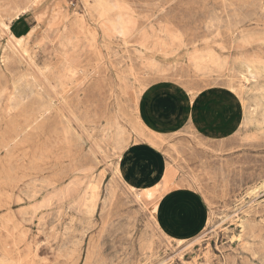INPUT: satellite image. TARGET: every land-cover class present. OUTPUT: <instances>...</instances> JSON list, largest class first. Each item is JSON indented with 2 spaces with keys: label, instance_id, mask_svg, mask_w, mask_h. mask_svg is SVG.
<instances>
[{
  "label": "rangeland",
  "instance_id": "1",
  "mask_svg": "<svg viewBox=\"0 0 264 264\" xmlns=\"http://www.w3.org/2000/svg\"><path fill=\"white\" fill-rule=\"evenodd\" d=\"M259 63L264 0H0V264L264 256ZM151 87L220 90L232 124L158 132L141 114ZM176 190L204 207L191 235L157 223Z\"/></svg>",
  "mask_w": 264,
  "mask_h": 264
},
{
  "label": "crops",
  "instance_id": "2",
  "mask_svg": "<svg viewBox=\"0 0 264 264\" xmlns=\"http://www.w3.org/2000/svg\"><path fill=\"white\" fill-rule=\"evenodd\" d=\"M151 98L154 107L147 103ZM229 98L220 90L202 91L190 98L176 90L151 87L145 91L141 99V114L144 123L159 127L158 132H170L189 120L196 128L209 127L214 133L225 131L231 126L233 106ZM151 121V122H150ZM150 127V126H149ZM164 202L167 204L164 211ZM196 195L188 191H172L163 194L155 211L159 226L176 236L191 235L198 231L204 220V209ZM164 216H167L165 220Z\"/></svg>",
  "mask_w": 264,
  "mask_h": 264
},
{
  "label": "bare ground",
  "instance_id": "3",
  "mask_svg": "<svg viewBox=\"0 0 264 264\" xmlns=\"http://www.w3.org/2000/svg\"><path fill=\"white\" fill-rule=\"evenodd\" d=\"M117 3V2H116ZM105 7V6H104ZM103 7V8H104ZM105 9V8H104ZM109 9V8H108ZM21 13V12H20ZM15 15V14H14ZM12 18V17H11ZM127 31V30H126ZM125 31V32H126ZM125 34H127V32L125 33ZM124 34V35H125ZM17 40V39H16ZM9 48V47H8ZM195 54H197V53H195ZM21 56V55H20ZM194 56V55H193ZM16 57V56H15ZM8 58V57H7ZM22 58V57H21ZM12 60V59H11ZM192 60H193V58H192ZM196 60V59H195ZM228 60H229V58H228ZM18 61V60H17ZM14 62V61H13ZM20 62V61H19ZM259 69H264V65H262L261 63H259L258 64V66H257ZM70 70V67L69 68H67V71H69ZM66 71V72H67ZM245 73L248 75V76H250V77H254L255 75H254V70L252 69V68H250V66H247L246 68H245ZM32 75V74H31ZM247 75H243L244 77H248ZM249 78V77H248ZM56 79V78H55ZM14 80V79H13ZM12 80V81H13ZM16 80V79H15ZM34 81H35V79H34ZM252 82V81H251ZM250 82V83H251ZM259 83V82H258ZM247 84H249V83H247ZM40 88V87H39ZM14 89V88H13ZM38 89V88H37ZM37 89H35L36 91H37ZM34 90V89H33ZM39 90H41V89H39ZM37 93V92H36ZM35 93V94H36ZM43 97V96H42ZM37 98V97H36ZM40 98V97H39ZM44 98V97H43ZM46 99V98H45ZM49 99V98H48ZM43 100V99H42ZM50 100V99H49ZM39 101V100H38ZM45 101V100H44ZM46 102H48V101H46ZM263 102V101H262ZM42 103H44L43 101H42ZM52 104V103H51ZM45 105H46V103H45ZM44 105V106H45ZM41 106H42V104H41ZM41 106H39V107H41ZM46 107V106H45ZM52 107V106H51ZM42 108H43V106H42ZM42 108H39L40 110L42 109ZM44 109V108H43ZM45 110V109H44ZM48 110V109H47ZM40 112V111H39ZM44 112V111H43ZM119 162V161H118ZM118 162H117V164H118ZM166 171V170H165ZM117 175V174H116ZM163 179V178H162ZM158 185V184H157ZM168 185V184H167ZM155 187V186H154ZM165 188V187H164ZM147 189V188H146ZM149 189V188H148ZM163 189V188H162ZM132 191V190H131ZM142 192V191H141ZM138 193V192H137ZM17 229V228H16Z\"/></svg>",
  "mask_w": 264,
  "mask_h": 264
},
{
  "label": "snow or ice",
  "instance_id": "4",
  "mask_svg": "<svg viewBox=\"0 0 264 264\" xmlns=\"http://www.w3.org/2000/svg\"><path fill=\"white\" fill-rule=\"evenodd\" d=\"M36 6H39L38 4ZM147 103L149 104L150 107H154V102L152 101L151 98L148 99ZM252 264H264V256L259 257V258H252Z\"/></svg>",
  "mask_w": 264,
  "mask_h": 264
}]
</instances>
